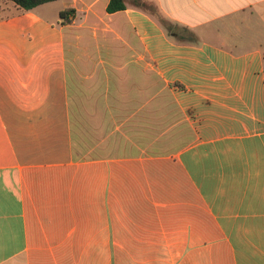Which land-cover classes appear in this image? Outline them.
<instances>
[{"label": "crops", "instance_id": "1", "mask_svg": "<svg viewBox=\"0 0 264 264\" xmlns=\"http://www.w3.org/2000/svg\"><path fill=\"white\" fill-rule=\"evenodd\" d=\"M110 2L0 0V264H264V0Z\"/></svg>", "mask_w": 264, "mask_h": 264}, {"label": "trees", "instance_id": "2", "mask_svg": "<svg viewBox=\"0 0 264 264\" xmlns=\"http://www.w3.org/2000/svg\"><path fill=\"white\" fill-rule=\"evenodd\" d=\"M14 4V7L17 11V14L20 13H26L29 11H32L36 9L39 6L55 2L58 0H9ZM130 1L134 6L139 8H144L145 3L143 0H111L107 12L109 14H114L117 12L125 11L127 10V2ZM76 11L74 9H67L61 13V20L62 24H69L70 23V17L72 15H75Z\"/></svg>", "mask_w": 264, "mask_h": 264}, {"label": "rangeland", "instance_id": "3", "mask_svg": "<svg viewBox=\"0 0 264 264\" xmlns=\"http://www.w3.org/2000/svg\"><path fill=\"white\" fill-rule=\"evenodd\" d=\"M6 15H8V13H7V11H5V12H3V10L1 9L0 10V18H1V16H6Z\"/></svg>", "mask_w": 264, "mask_h": 264}]
</instances>
